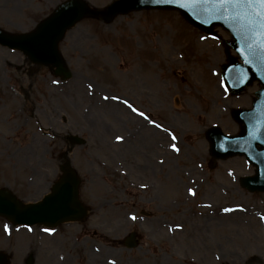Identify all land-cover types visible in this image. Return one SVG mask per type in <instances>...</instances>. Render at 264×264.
<instances>
[{
	"label": "rangeland",
	"instance_id": "374dc122",
	"mask_svg": "<svg viewBox=\"0 0 264 264\" xmlns=\"http://www.w3.org/2000/svg\"><path fill=\"white\" fill-rule=\"evenodd\" d=\"M62 1L3 0L0 27L28 32ZM85 1L102 10L113 0ZM218 33L220 38H215L194 28L172 10L134 11L109 23L88 17L60 43L73 72L69 79L0 45V187L10 188L23 200L38 199L49 191L60 164L68 160L85 176L80 194L91 209L84 221L53 229L15 226L0 217V250L11 254L9 264H26L28 257L32 264H264V192L247 191L239 180L255 169L241 156L214 160L205 135L213 125L237 133L240 125L232 109L250 106L259 88L254 83L240 95L229 93L221 68L233 51L225 44L229 35L222 29ZM136 66L143 70L137 73L139 78ZM148 75L153 80L150 110L136 101ZM105 95L109 100L103 99ZM117 95L134 101L163 126L150 124L145 132L151 138L152 129L157 130L169 151L168 199L160 195L163 204L168 203L164 204L168 222L152 238L156 218L140 214L141 209H156L145 200L150 190L128 189L117 199V193L131 185L126 178L119 181L115 170L116 135L130 137L126 138L131 141L124 138V147H135L137 157L143 150L140 159L144 157L155 172L153 149L144 150L145 141L141 144V138L132 137L138 125L129 123L126 112L115 106L111 97ZM122 108L132 114L124 104ZM173 134L176 140L171 139ZM68 135H80L87 144L72 145ZM172 144L180 151H174ZM211 164L221 169L211 171ZM211 188L214 197L208 191L207 198H215L214 208H205L200 194ZM225 205L231 211L222 217L217 212ZM209 214L216 216L208 221ZM135 228L143 238L140 247L132 250L100 239L102 234L119 241Z\"/></svg>",
	"mask_w": 264,
	"mask_h": 264
},
{
	"label": "water",
	"instance_id": "95a60500",
	"mask_svg": "<svg viewBox=\"0 0 264 264\" xmlns=\"http://www.w3.org/2000/svg\"><path fill=\"white\" fill-rule=\"evenodd\" d=\"M218 0H116L105 11L106 19H111L119 13H127L141 8L178 9L195 25L213 32L214 26H222L228 30L233 40L229 44L239 54L243 63L235 57L225 67L227 78L235 84L260 79L264 84V48L260 47L258 29L249 31V21L246 18L247 9L239 8L227 10V17L217 12ZM187 5V6H184ZM235 12L241 14L239 20H233ZM83 0H69L61 4L55 13L42 21L32 33L12 35L0 30V43L24 51L29 58L38 63L56 66L57 74L70 75L64 66L58 42L66 29L86 15H96ZM254 51L248 50L245 44V34ZM243 50V51H242ZM243 85L236 87L239 92ZM254 100L251 110H238L235 116L245 123L243 133L237 137H226L217 128L208 132L212 142V151L216 156H225L232 153H245L251 162L258 166V173L248 177L244 184L253 190H264V87ZM78 140L77 138H74ZM257 144L262 148L257 149ZM66 176L56 184L53 193L37 203H23L9 190L0 189V215L6 216L15 224L34 225L42 223L56 225L68 219H81L86 209L78 198L79 179L73 170L66 165ZM9 256L0 252V264H6Z\"/></svg>",
	"mask_w": 264,
	"mask_h": 264
},
{
	"label": "snow or ice",
	"instance_id": "6c2138e0",
	"mask_svg": "<svg viewBox=\"0 0 264 264\" xmlns=\"http://www.w3.org/2000/svg\"><path fill=\"white\" fill-rule=\"evenodd\" d=\"M184 6H187V5H184ZM229 8H232V9L244 8L248 10L246 13V18L249 21V31H256L258 29V35L260 37V47L264 48V0H218L217 12L220 15L227 17L228 15L227 10ZM240 18H241V14L239 12H235L232 16L233 20H239ZM201 39H205V38L202 37ZM250 39H252V37L249 36L248 33H246L245 34V44L248 45L249 51H254V49L249 43ZM109 98L110 97L108 95L103 96V99L105 101L109 100ZM111 99L119 100L122 104H124L127 108H129L133 113H135L139 117H142L144 120L148 121L150 124L155 125V127L157 128L163 127L162 125L157 124L156 121L150 117V115H148L145 111L135 106L127 98H121L119 96H112ZM164 131H168V130L164 129ZM171 139L176 140V136L173 134L171 136ZM116 140L123 141L124 137L117 136ZM171 147L176 152L180 151V149L176 147L175 144H172ZM161 163H163V161H161ZM141 187H147V185H141ZM188 192L192 196L196 195V192L194 189L189 188ZM225 211H229V209H225ZM135 218H136L135 216L132 217V219H135ZM6 230H7V226H6ZM44 231L48 232L50 230L44 229Z\"/></svg>",
	"mask_w": 264,
	"mask_h": 264
},
{
	"label": "bare ground",
	"instance_id": "6f19581e",
	"mask_svg": "<svg viewBox=\"0 0 264 264\" xmlns=\"http://www.w3.org/2000/svg\"><path fill=\"white\" fill-rule=\"evenodd\" d=\"M2 1H3V0H0V2H2ZM134 71L136 72L135 76L137 75V73H142V72H143L142 68H140L139 66H136ZM134 71H133L132 75L134 74ZM126 82H127V81H126ZM152 82H153V80H152ZM156 83H157V82H156ZM139 85H140V84H139ZM117 105H118V103L115 102V106H117ZM120 109H121L122 111H125V112L129 115L128 111H127L125 108L120 107ZM132 118L134 119L135 117H132ZM115 120H117L118 123H122V124H123V122H124V120L118 118L117 116H115ZM135 120H136L137 122L139 121V119H135Z\"/></svg>",
	"mask_w": 264,
	"mask_h": 264
}]
</instances>
